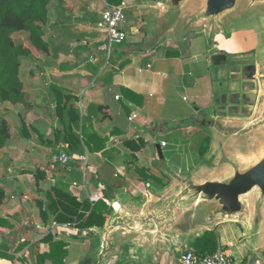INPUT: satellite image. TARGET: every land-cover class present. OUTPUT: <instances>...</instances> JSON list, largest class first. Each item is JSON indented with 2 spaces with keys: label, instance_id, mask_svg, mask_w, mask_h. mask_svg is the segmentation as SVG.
<instances>
[{
  "label": "crops",
  "instance_id": "crops-1",
  "mask_svg": "<svg viewBox=\"0 0 264 264\" xmlns=\"http://www.w3.org/2000/svg\"><path fill=\"white\" fill-rule=\"evenodd\" d=\"M108 5L106 0H53L45 25L49 51H34L25 45L31 49V54L22 59V65L25 60L31 65L29 81L24 80L21 69L25 101L3 103L11 138L0 149V187L6 191L0 209V245L9 249L12 258L0 255V264H39L38 255L50 250V245L43 240L50 232L55 239L68 244L66 264H82L92 256L94 243L102 247L100 235L92 238L89 230L80 233L68 224L56 223L52 214L48 221L40 216L37 200L44 198V194L39 189H50L59 177L68 181L70 190L81 201L104 199L110 202L112 210L106 226L90 228L99 231L109 225L121 205L125 209L131 206L130 199L144 206L153 196L151 188L160 190L173 182L160 167L158 144L162 146L164 157L171 143H176L177 150L184 148L185 158L172 154L165 161L179 173L201 176L209 170L207 161L214 153L218 134L211 127L201 126L198 123L201 119H194L199 110L191 113L189 99L181 95L200 88L193 93L197 98L202 97L199 93H206L208 100H204V109L212 108L210 117L218 118L215 107L223 91L217 93L213 85L219 84L227 65L217 66L216 76L220 81H214L210 77L212 59L215 54H227L216 50L224 49L225 42L242 45V35H234V38L223 35L222 38L219 34L213 43H209L206 35L191 38L169 35L156 47L143 49L133 44L135 24L130 22V12V21L126 23L128 38L116 48L110 64L105 65L107 33L97 24ZM143 20V24L149 23ZM233 31H230L232 35L241 30ZM204 54L207 55L205 60H198ZM123 63L126 64L122 66ZM195 73H199L198 76ZM225 96L223 102L229 97ZM60 101L79 107L87 124H92L93 129L107 139L106 148L101 152L91 153L84 147L88 165L81 162L83 154L70 152V145L64 140V126L57 114ZM211 136L212 145L202 155V143ZM177 139L182 143L176 142ZM63 151L71 157L65 166L58 160ZM39 168L46 172L40 187L36 180ZM140 168L162 178L166 186L152 178L145 179ZM246 223L242 224L250 231ZM216 229L220 247L230 250L236 264H264V243L249 231L230 221L218 224ZM197 236L185 241L174 238L173 256L168 250L157 253L148 242L137 239L111 264H184L183 253L193 249ZM79 243L84 249L78 253L72 246ZM98 262L99 255L98 261L91 264ZM43 264L52 262L46 260Z\"/></svg>",
  "mask_w": 264,
  "mask_h": 264
},
{
  "label": "water",
  "instance_id": "water-1",
  "mask_svg": "<svg viewBox=\"0 0 264 264\" xmlns=\"http://www.w3.org/2000/svg\"><path fill=\"white\" fill-rule=\"evenodd\" d=\"M157 6V18L151 21L153 34L142 45L143 49L153 48L181 30L202 28L213 36L217 31H226L227 25L237 18L264 12V0H157ZM227 60L226 53L215 54L212 59L217 66ZM241 72L248 81L260 80L263 84L260 98L253 89L241 95L240 102L245 106H253L259 100L256 116L231 124L214 117L198 121L201 126L213 128L220 139L216 140L214 153L207 161L209 170L201 176L174 170L164 161L162 146L158 144L160 167L173 182L160 190L151 188L153 196L144 206L133 199L127 209L120 204L106 228L89 229L92 238L103 237L98 264H111L137 239L148 242L157 253L168 250L173 256L174 238L185 241L201 236L226 221L248 218L252 220L254 232L263 229L264 67L258 69L257 65L249 64ZM252 136L260 138L254 148L228 147L222 142L224 137L242 140Z\"/></svg>",
  "mask_w": 264,
  "mask_h": 264
},
{
  "label": "trees",
  "instance_id": "trees-1",
  "mask_svg": "<svg viewBox=\"0 0 264 264\" xmlns=\"http://www.w3.org/2000/svg\"><path fill=\"white\" fill-rule=\"evenodd\" d=\"M53 0H0V104H13L25 101L24 85L21 78L22 59L31 54V49L18 44L14 34L27 31L32 46L41 51H49V43L45 39V25L48 21L49 8ZM62 1V0H60ZM110 5H119L123 0H106ZM126 42V41H125ZM125 42L120 45L125 44ZM126 63H123L124 66ZM73 97H69L71 99ZM69 101H60L57 107L58 118L64 126L62 131L64 140L70 145V152H83L84 147L91 153L105 150L107 139L101 137L92 124H87L80 108L69 105ZM68 115V117H66ZM68 118V120H67ZM11 138L10 126L6 118L0 115V149ZM211 137L204 140L201 154L205 155L210 148ZM139 172L145 179H154L165 185L162 178L154 174H147L142 168ZM37 185L46 178L44 169L36 172ZM40 187V186H39ZM39 191L44 198L37 200L40 216L48 221L50 214L56 223L68 224L75 227L80 233L92 227H104L107 224L111 206L104 200H79L70 190V185L64 177L57 178L50 189L40 187ZM6 199V191L0 187V209ZM75 237H78L76 235ZM50 245L49 252L38 255V263L43 264L50 260L52 264H66L69 254L68 244L63 240L55 239L53 233H48L44 239ZM220 248V237L217 229L206 231L195 239L193 250L200 255L212 253ZM9 249L0 245V255L12 258ZM82 264H91L89 257Z\"/></svg>",
  "mask_w": 264,
  "mask_h": 264
},
{
  "label": "rangeland",
  "instance_id": "rangeland-1",
  "mask_svg": "<svg viewBox=\"0 0 264 264\" xmlns=\"http://www.w3.org/2000/svg\"><path fill=\"white\" fill-rule=\"evenodd\" d=\"M130 1H131V10L128 13H130V12L132 13V15H130V20L131 19L132 20L130 21L128 19V17H129V15H128L127 21H130L132 23V25L135 24L133 31H132V36L134 37L133 38V40H134L133 44L138 45V46H140V45L142 46L148 42L150 34H153L151 32V27H152L151 21H154L158 15L157 0H130ZM143 19L149 21V23L147 22L148 24L147 23L143 24V22H145ZM96 24L97 23H95V25ZM128 29H129V27H128ZM233 30H235V31L241 30V31L238 33H234L232 35L230 33V31L234 32ZM219 34H222V36ZM239 34L242 35V45L237 44L236 46H234V44L229 45L228 42H225L224 44H222L224 49H220V48L216 49L217 51H226L227 54L229 55L228 60L226 62L227 70L223 72V76L221 78V81H220V78H217V76H216L217 75V73H216L217 65L212 64L213 66H210V67H212V71H210V77L212 76L214 81H217V79H219V81H220L219 84L215 83L213 85L214 90L217 93L223 91L222 94L218 95L219 102H217V105L215 108H216L217 113L220 116L216 119L223 122V123H227V124H231V123H234V122L240 121V120H242V122L244 120H250L254 116H256V113L259 110V100L253 106H245V105L241 104L240 101H241V95L245 91H249L251 89H253L254 91H257L259 94V98H260L263 95L262 94L263 93L262 92L263 84L261 83L260 80L255 81V82L248 81L247 79H245L243 77V75H242L243 72H241V71L245 65H249V64L257 65L258 69L264 67V12L260 11V12H256L254 14H251L247 17L237 18L233 23L227 25L226 31H217L212 37L207 36L205 29H202V28L201 29L199 28L197 30H190V31L181 30L177 35H174L172 37V38H175V37L176 38L177 37L182 38L183 36L184 37L186 36L187 38H191L193 36H198V35L204 36V35H206V37L209 38L208 39L209 43H211V42L213 43L214 40L216 41V38L218 37V35L222 38H223V35L225 36L224 38H227V37L228 38H232V37L234 38V35L238 36ZM14 38L18 44L30 46V47H32V49L34 51L36 50L32 46V44L30 43L29 34L27 31L15 33ZM165 39H167V37H165ZM208 41H206L207 44H208ZM257 42H258V44H257ZM119 45L120 44H114L111 47L109 59H107V51L104 52L105 65L110 64V62L113 59V55L115 53V50ZM157 45H155L154 47H156ZM206 56L207 55H205V54L200 55L198 57V60L204 61ZM30 67H31L30 61L25 60L23 62L22 68H21L23 70V78L25 81H29ZM198 74L199 73H195V76H198ZM220 83H222V85H220ZM230 83H232V84H230ZM233 86H235V89H232ZM199 90H200V88L195 89L194 91H191V90L185 91V93H183L181 95V97L183 98V96H186V99H189L188 103L190 104V107H191V109H190L191 113H194L195 109L199 110L198 112L195 113L194 119L195 118L196 119H209V118H211L210 117L211 116L210 111L212 110V108L211 109L210 108L204 109V100L206 101V99H207L206 93H204V92L202 94L199 93V95H202V97H199V98H197L195 96V93H193V92H199ZM192 94H194V95H192ZM225 95H227L229 97H228L226 102H223L222 98ZM227 96H225V97L227 98ZM201 99H203V100H201ZM181 103H183V102L181 101ZM3 107H4L3 103H1L0 104V115H1V117L6 118L5 117V110L6 109H4ZM215 108H214V110H215ZM188 121H189L188 123H190L191 119ZM217 139L220 141L219 138H217ZM232 139L233 138L224 137L222 142H225V145L228 147H240L241 146L242 148H245V147L254 148V147L258 146L257 144L260 141L259 136H252L250 138L246 137L242 140L241 139L232 140ZM176 142L182 143V140L180 141V139H177ZM212 142H213V138L211 136L210 145H212ZM182 146H184V144ZM175 147H176V143H171L170 147L165 149V156L166 157H164V161H166L167 160L166 158L172 154H178L180 156V158L186 157V151L184 150V148H182L181 150H177V149H175ZM81 154H83V159H81V162L88 165V158H87L86 153L81 152ZM251 221H252L251 219L248 220V218H244V219H242V222L230 221V223L238 224L239 226L243 227V230L249 231V230L245 229V226L242 224V223H244L246 225L247 224L246 222H248L250 227H251L250 229L253 231L254 226H253V223ZM251 230L249 231V233L252 234L253 236H255V238H257L259 241L264 243V226H263V229L260 230V232L257 234H255L256 232L254 233ZM76 245H78V246H76ZM76 245H75V247L72 246V250H75L78 252V251H82L84 249V246H82L81 243L76 244ZM98 245H99V241H98ZM95 246H97V243L93 244L92 251L90 253L92 256L89 257V260H91L92 262L96 261V259L98 261V255L100 254V251L102 248V247L100 248V246H97V247H95ZM220 248H222V247H220ZM78 253H77V255H78Z\"/></svg>",
  "mask_w": 264,
  "mask_h": 264
},
{
  "label": "built area",
  "instance_id": "built-area-1",
  "mask_svg": "<svg viewBox=\"0 0 264 264\" xmlns=\"http://www.w3.org/2000/svg\"><path fill=\"white\" fill-rule=\"evenodd\" d=\"M130 10L131 1L123 0L119 5H108L102 12L101 20L97 25L107 33V59H109L111 47L125 42L128 38L126 23ZM165 144L166 142L163 141L162 145ZM58 160L65 166L71 160L70 154L66 151L61 152ZM106 202L110 204L108 200ZM182 260L184 264H236L232 253L225 247L206 255H200L193 249H188L183 253Z\"/></svg>",
  "mask_w": 264,
  "mask_h": 264
},
{
  "label": "bare ground",
  "instance_id": "bare-ground-1",
  "mask_svg": "<svg viewBox=\"0 0 264 264\" xmlns=\"http://www.w3.org/2000/svg\"><path fill=\"white\" fill-rule=\"evenodd\" d=\"M223 120V119H222ZM206 167V166H205ZM199 176V175H198Z\"/></svg>",
  "mask_w": 264,
  "mask_h": 264
},
{
  "label": "flooded vegetation",
  "instance_id": "flooded-vegetation-1",
  "mask_svg": "<svg viewBox=\"0 0 264 264\" xmlns=\"http://www.w3.org/2000/svg\"><path fill=\"white\" fill-rule=\"evenodd\" d=\"M246 66V65H245Z\"/></svg>",
  "mask_w": 264,
  "mask_h": 264
}]
</instances>
